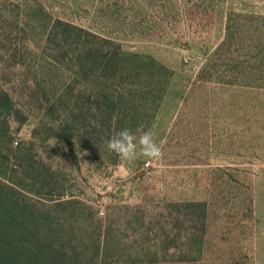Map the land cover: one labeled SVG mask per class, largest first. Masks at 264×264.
I'll use <instances>...</instances> for the list:
<instances>
[{
	"label": "rangeland",
	"instance_id": "rangeland-1",
	"mask_svg": "<svg viewBox=\"0 0 264 264\" xmlns=\"http://www.w3.org/2000/svg\"><path fill=\"white\" fill-rule=\"evenodd\" d=\"M236 13L263 36L264 0H0V203L25 249L264 264V78L213 56ZM124 128L162 156L108 150Z\"/></svg>",
	"mask_w": 264,
	"mask_h": 264
},
{
	"label": "trees",
	"instance_id": "trees-1",
	"mask_svg": "<svg viewBox=\"0 0 264 264\" xmlns=\"http://www.w3.org/2000/svg\"><path fill=\"white\" fill-rule=\"evenodd\" d=\"M247 15V16H242ZM242 16V17H241ZM237 21L231 24V16L228 17L225 26V34L218 48L214 50L213 56L221 55L222 65L231 66L227 75V83H243L254 85L255 79L264 78V33L262 37L253 35L252 32L260 34V27L255 26L249 20V14L236 13ZM249 34V36H247ZM244 63H250L252 69L242 71ZM110 67L106 64L104 71ZM259 81V80H258ZM4 96V95H3ZM0 105L8 109L6 95L0 96ZM5 127L7 123H4ZM0 195H2L0 193ZM6 197V196H5ZM0 203V264H83L79 260V253L72 257L67 251L54 249L51 245L37 244L33 249H25L27 236L26 220L19 219L18 212L2 207ZM97 243V242H94ZM95 255L99 253V243L94 246ZM80 258H82L80 256ZM91 264V261L89 262Z\"/></svg>",
	"mask_w": 264,
	"mask_h": 264
},
{
	"label": "clouds",
	"instance_id": "clouds-1",
	"mask_svg": "<svg viewBox=\"0 0 264 264\" xmlns=\"http://www.w3.org/2000/svg\"><path fill=\"white\" fill-rule=\"evenodd\" d=\"M137 144L144 156L154 159L162 156V149L150 131H141L137 136L130 129L124 128L107 141V148L122 159L133 161L136 159Z\"/></svg>",
	"mask_w": 264,
	"mask_h": 264
}]
</instances>
